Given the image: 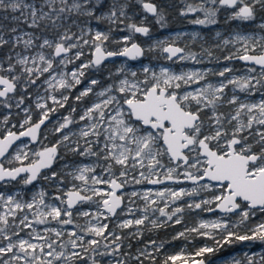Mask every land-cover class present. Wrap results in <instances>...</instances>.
Returning a JSON list of instances; mask_svg holds the SVG:
<instances>
[{
  "label": "rangeland",
  "instance_id": "obj_1",
  "mask_svg": "<svg viewBox=\"0 0 264 264\" xmlns=\"http://www.w3.org/2000/svg\"><path fill=\"white\" fill-rule=\"evenodd\" d=\"M143 1L0 0V78L15 84L0 95V132L47 117L38 141H18L3 162L33 161L41 148H58L35 181L0 182V264H135L162 247L154 233L139 239L154 227H169L170 263L210 250L200 235H232L242 241L215 264H264V213L247 204L210 212L227 183L186 178L207 164L200 139L220 154L236 139L235 152L257 154L248 170L264 167V66L240 59L264 51V0H150L153 16ZM163 12L159 32L134 31ZM134 41L142 56L92 63L96 46L120 52ZM170 45L182 51L169 57ZM58 46L66 50L56 54ZM149 86L167 88L186 110L203 114L186 128L194 144L184 150L185 163L173 162L162 130L134 119L125 104L143 99ZM114 181L123 204L111 215L104 201ZM70 190L88 197L68 208Z\"/></svg>",
  "mask_w": 264,
  "mask_h": 264
},
{
  "label": "water",
  "instance_id": "obj_2",
  "mask_svg": "<svg viewBox=\"0 0 264 264\" xmlns=\"http://www.w3.org/2000/svg\"><path fill=\"white\" fill-rule=\"evenodd\" d=\"M222 4L235 5L237 0H220ZM143 9L148 15L156 12V5L150 0L142 2ZM242 14L250 13V6L244 5L241 8ZM134 31L139 34H146L148 26L137 24ZM62 46L55 49L56 54L64 52ZM169 57H173L182 51L181 47L173 45L166 48ZM143 47L136 41L132 42L120 52L104 51L100 46H96L92 51V63L97 65L115 57H126L133 59L143 55ZM244 63L264 66V51L261 53H250L240 56ZM1 83L6 85L0 89V95L4 97L7 93L14 90L15 84L5 78H0ZM125 104L129 107L134 119L141 120L142 124L151 127L153 130H162V141L166 146L167 152L173 162L181 159L187 162V154L184 151L188 146L194 144V139L186 133V128L192 127L199 119L197 112L186 110L177 101L176 94L166 95V88L149 86L143 99L126 100ZM47 117H43L33 122L25 129L12 130L4 135H0V182L6 180H16L27 176V182L35 181L45 170L51 168L54 163L57 147L47 145L38 151L37 158L29 162H19L13 166L6 165L3 158L10 152L12 147L20 140L28 138L30 142L38 141L40 132ZM166 123V125H165ZM236 139L229 142V152L220 154L212 148L205 140L198 141L199 152L206 156V166L200 175L186 177L192 182L203 180L213 183H227L225 193L209 209L210 212L231 213L240 208L242 203L247 204L251 209H259L264 206V167L256 171L248 170L250 162H254L257 154H240L235 152L234 143ZM158 182V181H157ZM111 192L109 198L104 201L105 210L113 215L123 204V199L118 195L121 185L117 182L110 184ZM85 193L70 190L67 193L66 204L68 208H73L76 203L86 199ZM109 202V203H108ZM167 264H205V259H199Z\"/></svg>",
  "mask_w": 264,
  "mask_h": 264
},
{
  "label": "trees",
  "instance_id": "obj_3",
  "mask_svg": "<svg viewBox=\"0 0 264 264\" xmlns=\"http://www.w3.org/2000/svg\"><path fill=\"white\" fill-rule=\"evenodd\" d=\"M139 10H141L140 6H138ZM163 23H167V14L163 12L162 18H157L154 21L149 22V31L150 32H159V28ZM201 116L203 114L201 113ZM42 174V173H41ZM40 174V175H41ZM245 203H242L244 205ZM256 211V213H264V211L260 209H252ZM166 228H160V227H154L152 229H149L147 231H143V234L139 237L140 240L148 238L152 233H154V237L158 242L163 243L162 247L154 252L148 253V254H141L137 259L134 260L135 264H138V260H140L141 264H167L170 263L169 259V251L166 250V247L168 246L169 241L165 240L168 236V229ZM135 237V235H131L127 237V240H130L131 238ZM201 242L208 243L212 245V248L208 251H205L201 256L205 259V264H215L213 262V259L217 257L219 254H221L224 251H229L230 249H236L237 246L240 244L238 241H242L240 239H237L233 237L232 235H224V240L221 235H200L197 237ZM122 239V238H121ZM193 239H196V237H193ZM135 244L133 243L131 245V248H134ZM124 247L122 246L121 249Z\"/></svg>",
  "mask_w": 264,
  "mask_h": 264
},
{
  "label": "flooded vegetation",
  "instance_id": "obj_4",
  "mask_svg": "<svg viewBox=\"0 0 264 264\" xmlns=\"http://www.w3.org/2000/svg\"><path fill=\"white\" fill-rule=\"evenodd\" d=\"M152 2H153V1H152ZM236 3H237V2H236ZM155 5H156V4H155ZM156 10H157V5H156ZM153 15H154V14H153ZM153 15H150V16H153ZM147 26H148V25H147ZM148 31H149V26H148ZM148 31H147V32H148ZM167 90H168V89L166 88V92H167ZM197 113L199 114V118H200V117H201V111H198ZM38 119H39V118H34V119H33V122H36V120H38ZM33 122H32V123H33ZM32 123H29V124H32ZM28 126H29V125H28ZM25 127H26V126H25ZM21 129H22V128H20V129H16V130H21ZM0 135H4V134H3L2 132H0ZM57 150H58V148H57ZM22 162H27V161L24 160V161H22ZM5 164H6V163H5ZM15 164H17V163H10V164H6V165L13 166V165H15ZM115 213H116V212H115Z\"/></svg>",
  "mask_w": 264,
  "mask_h": 264
},
{
  "label": "bare ground",
  "instance_id": "obj_5",
  "mask_svg": "<svg viewBox=\"0 0 264 264\" xmlns=\"http://www.w3.org/2000/svg\"><path fill=\"white\" fill-rule=\"evenodd\" d=\"M54 87H57V90H64V86L63 85H61L59 82H57V83H55V85H54ZM91 96V98H94L95 97V95L94 94H90ZM98 98V97H97ZM55 101H57V100H55ZM95 104L96 103H93V106H95ZM95 108V107H94Z\"/></svg>",
  "mask_w": 264,
  "mask_h": 264
}]
</instances>
